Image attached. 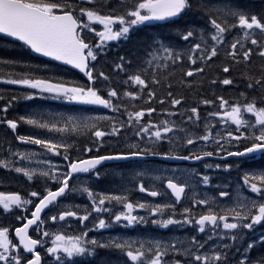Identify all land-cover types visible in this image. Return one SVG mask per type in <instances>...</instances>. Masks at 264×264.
Here are the masks:
<instances>
[{
    "label": "snow or ice",
    "instance_id": "1",
    "mask_svg": "<svg viewBox=\"0 0 264 264\" xmlns=\"http://www.w3.org/2000/svg\"><path fill=\"white\" fill-rule=\"evenodd\" d=\"M154 26L166 28L167 34L152 32L135 60L119 55L107 71L96 64L109 41L127 40L134 31ZM234 32L237 35L233 36ZM85 33H94L96 41L88 40ZM18 42L29 54H35V60L50 59L34 64L21 57L0 56V83L23 88L10 97L0 95V101H4L0 124L10 129L16 140L39 146L41 151L18 147L13 151L10 146L8 155L0 158V168L23 174L28 181L40 179L45 187L42 192L32 190L27 195L0 191L3 213L19 209L15 219L21 224L14 228L12 237L10 226H0V264H42L37 247L48 239L46 253L56 264H78L77 258L94 257L99 249L125 255L128 264H264V253L252 255L254 248L264 244V234L247 239L245 231L264 222V167L204 164L205 169H237L242 185L237 183L227 190L229 184L218 183L214 187L224 190H219L218 196L204 194L203 198L196 189L211 185V177L195 168L176 167L171 169V176L163 178L173 202L133 201L125 188L102 192L91 186L92 179L102 177L100 168L108 161L148 156L177 161L264 159V10L256 13L235 0H0V45ZM51 62L71 66L83 74L86 82L68 78L66 72L49 75L53 72ZM18 68L21 70L16 71ZM214 69L209 86L232 87L240 79L245 91L239 97L244 102L230 101L213 90V98L199 95V104L215 108L203 121L199 105L181 112L177 106L186 102V96L174 93L173 88L198 94L205 74ZM233 70L238 76L231 74ZM195 76L202 79L197 83L192 79ZM249 90L256 93L251 99L247 96ZM37 98L98 106L126 119L106 112L84 116L35 110L8 117L14 103ZM137 101L145 103L138 105ZM149 102L158 103L166 118L153 120L157 109L146 106ZM166 103L168 107H164ZM246 113L254 119H245ZM177 116L181 119H173ZM21 125L32 128L33 134H19ZM39 131L46 132L47 138L37 135ZM121 137L133 142L120 150L107 144ZM77 138L87 143L81 146ZM141 143L147 146L141 147ZM209 147L213 150H207ZM105 148L110 151L100 154ZM182 150L187 154H181ZM38 156L45 159L36 160L34 167L16 164L31 162ZM144 175L136 173L139 191L154 198L161 196L158 190L145 186ZM245 189L256 198L246 195ZM73 194L85 197L89 204L61 203ZM185 198L188 206L177 212V204ZM219 198H227L228 202L220 203ZM33 204L29 218L27 212ZM50 207L63 209L47 218L52 222L73 218L84 226L93 213L95 218L90 227L66 234L65 227H46L42 213ZM138 210L146 212L147 218ZM149 223L163 229L192 225L204 239L189 235L134 240L119 233L101 238L88 236L91 230L130 229ZM30 228L44 239L34 238Z\"/></svg>",
    "mask_w": 264,
    "mask_h": 264
},
{
    "label": "rangeland",
    "instance_id": "2",
    "mask_svg": "<svg viewBox=\"0 0 264 264\" xmlns=\"http://www.w3.org/2000/svg\"><path fill=\"white\" fill-rule=\"evenodd\" d=\"M97 30H100V28L98 27ZM91 34H93V38L96 40L95 34L94 33H91ZM62 102H63V104H66V101H62ZM83 106L84 105H81L79 107L75 103H70V105H68L67 107L65 105H62V104L55 105L54 107H38V106H35V107H32V109H28L27 111L35 110V111H40V112H45V113L76 114V115L82 114L84 116H93V115L104 114V113L99 112L98 106L88 105L86 108H84ZM106 114L116 115L109 110ZM121 116L122 115L119 116L120 119H126V118H121ZM244 118L245 119H254L252 114H247V113L245 114ZM28 129L31 130L32 128L29 127ZM200 130H198L197 132H199L200 134H203V132ZM37 135H39L42 138H47L48 134L44 131H39V134H37ZM77 140L79 141L80 139L77 138ZM130 142H133V141L131 139L126 140L124 137H121V139L119 141L110 140V141H107V144L110 145L111 147L119 146L122 149H125L127 147V144ZM140 146L145 147L147 145L145 143H141ZM17 147L20 148L21 150L36 151V152L41 151L39 146L30 145V144H23L21 142L19 144H16L15 147L12 148V150L15 151ZM164 147L165 148L169 147V145L167 144L166 141L164 142ZM197 147H199V145H197ZM209 148H211V147H209ZM43 159H45L44 156H38V157H35L31 162L25 161V162L21 163L20 161H16V164L18 166L34 167V166H36V160H43ZM204 164H216V163L205 162V163L195 167L191 164L176 165V164H167V163H163V162L153 161V163H148V162L147 163H137L135 165V166H137V169L136 168H128L124 172L126 173V175H132L135 178H136V173L143 172V173H145V175L143 177L145 184H148L151 181L150 186L156 187L158 185V182L163 181L164 177L172 175L171 169H174L176 167L195 168V169L199 170L201 173L208 174L211 177V185H209V186L200 185L196 189V191L200 194V198H203L204 194L214 195L211 193H215V195L218 196L219 190H224V189L215 188L214 187L215 181L212 178H217V176H218L217 172H219V170H217V169H205ZM235 164H237V163H235ZM235 164H233V165H235ZM6 170L11 172L10 176L13 179H15L16 181L25 179L28 182L30 189H28V188L25 189V191L27 193L32 191V190H37L36 184L41 185L42 188L45 187V185L41 183L40 179L28 181L23 176V174L15 173L13 170H8V169H6ZM220 171L226 172V173L231 172L232 179L229 180L230 185H229V189H227V190H231V188L236 186L237 183L242 185V180L240 179L241 174L239 176H237V171H238L237 169L232 168V169L227 170V171L220 169ZM2 173H6V171H2ZM104 173L107 174V172H104ZM155 177H160V179H155ZM118 178L121 179L120 177H118ZM138 183H139V181L136 179V184H138ZM221 184H224V183H221ZM111 185L112 184L110 182L107 184H104V181H102L101 178L100 179H92V181H91V186L93 187V189L99 190L102 192L116 191V190L125 188L128 190L127 194L129 195V197L133 201H149L152 203L173 202V200L168 195V193L166 194L165 198H162L159 201H155V200L151 199L150 196H147V198H146L143 193H142V195H140L137 192V191H139L138 187H136L134 190H130V188L128 187V183L126 182V179H124L123 181L122 180L119 181L118 186H116L115 188H114V186H111ZM17 186L20 188V184H17ZM244 191H245L246 195L251 196L253 198H256V194L251 193L249 190H244ZM163 192H165V191L163 190ZM188 195L191 196L192 193H188ZM69 201L73 202L75 204H79L81 206L89 204V202L87 201V199L85 197L80 196V195H75V194L69 195L68 198L66 199V201H64L63 203L69 202ZM219 202L220 203H226V202H228V200H227V198H219ZM188 204H189V200L186 199V201L182 204L181 209L184 206H188ZM59 210H63V209L57 208V211H59ZM177 212H179V211L177 210ZM93 216L95 218V213H93ZM146 218H147V216H146ZM176 218L180 219V216L178 215ZM70 223H72V224H70ZM70 223H58L54 226H50L47 224L46 227H48L51 230H55L57 227H65L66 228V234H75L78 231L83 230L84 226H88V227L91 226V223H85V225L82 226L79 224L78 221H74V222H70ZM68 225H70L71 227L70 228L67 227ZM251 231L253 233L252 235L255 236L256 235L255 229H252ZM118 233L124 235L126 238H131L134 240L153 239V238H155V239H171L174 236L182 238V237H186L189 235H196L198 237V239H201V240L204 239V235L199 233L194 228V226H192V225H183V224L182 225H172V226H169L168 229H163V228H159L156 225H152L151 223H149L147 225H140L138 228H130V229H123V230L118 229L115 232H109L108 229L91 230V231H89L88 236H89V238H91V237L101 238V237H106L110 234L115 235ZM248 236H249V234H248ZM42 239H44V238H42ZM47 246H50V239H48V242L46 244H44L45 249L47 248ZM45 255L51 256V254H45ZM121 256L122 257H120L119 261L116 262L115 264H121V262H124V264H128L127 257L125 255H121ZM47 261H50V260H47Z\"/></svg>",
    "mask_w": 264,
    "mask_h": 264
},
{
    "label": "trees",
    "instance_id": "3",
    "mask_svg": "<svg viewBox=\"0 0 264 264\" xmlns=\"http://www.w3.org/2000/svg\"><path fill=\"white\" fill-rule=\"evenodd\" d=\"M237 4H239L242 8L245 9H250L256 13H259L261 10H264V0H235ZM191 19L197 20V16H192ZM152 32H161L162 34L166 35L167 30L166 28L163 27H152L151 29H139L135 31V33L130 37V39L125 43L123 49H114L111 52H109L106 55H103L107 57L101 62V65H103L104 69L107 71L109 70L110 63L113 61L117 56L119 55H125L126 57H130L133 60H135L136 56L142 54V48L148 41V39L151 36ZM0 56L3 57H21L28 59L31 63H47L44 60L37 61L35 60L32 54H29L28 50L26 49H21L17 44L12 45V44H3L0 45ZM256 60V57L253 58ZM257 63L259 62L258 60L256 61ZM218 64L219 61H216ZM49 66L53 68L52 73H48L49 75L52 74H60V73H67L68 78L76 79L79 83H85L86 80L84 77L78 75L72 70L66 69L62 66L55 65L53 63H50ZM21 69H16V71H20ZM240 70H243V66H240ZM215 74V69L213 70V73H206L204 79L203 85L199 87V93H194L192 90H183V89H177L173 88L174 93H182L186 96V102L182 104V106H177L178 109L182 112L185 108H190L192 106H197L199 105L200 113L201 112H210L214 106H204L202 104H199V95L202 94L205 98H213L211 93L213 90L217 95H223L226 99H229L230 101L233 99H240L241 103L244 102L242 97H239V93L242 91H245V88L243 86V82L240 79H237L236 85H233L232 87L229 86H224L217 84L215 88H211L208 84V79L211 78L212 75ZM234 77L238 76V72L236 70H233L231 73ZM221 78H223L221 74ZM195 82H199L202 77L195 76L192 78ZM119 90V89H118ZM253 91L249 90L247 91V96L249 99L252 98L253 95H255ZM138 105L139 104H144V101H137L136 102ZM146 106H153L157 109L156 113H154L155 116L161 115L160 113V105L155 102H149ZM164 107H168V104L166 103ZM262 251L264 253V244L260 245L259 247V252Z\"/></svg>",
    "mask_w": 264,
    "mask_h": 264
},
{
    "label": "flooded vegetation",
    "instance_id": "4",
    "mask_svg": "<svg viewBox=\"0 0 264 264\" xmlns=\"http://www.w3.org/2000/svg\"><path fill=\"white\" fill-rule=\"evenodd\" d=\"M104 253H106L105 256ZM119 257L118 253L107 251L105 249H99L98 256L87 259L83 258L82 261L84 264H115L119 261Z\"/></svg>",
    "mask_w": 264,
    "mask_h": 264
},
{
    "label": "water",
    "instance_id": "5",
    "mask_svg": "<svg viewBox=\"0 0 264 264\" xmlns=\"http://www.w3.org/2000/svg\"><path fill=\"white\" fill-rule=\"evenodd\" d=\"M60 63H61V62H60ZM176 161H177V160H176ZM108 162H118V161H108ZM105 163H107V162H105ZM105 163H104V164H105Z\"/></svg>",
    "mask_w": 264,
    "mask_h": 264
}]
</instances>
